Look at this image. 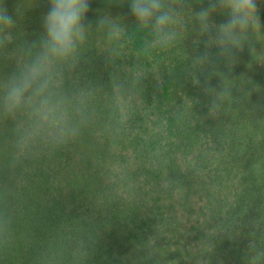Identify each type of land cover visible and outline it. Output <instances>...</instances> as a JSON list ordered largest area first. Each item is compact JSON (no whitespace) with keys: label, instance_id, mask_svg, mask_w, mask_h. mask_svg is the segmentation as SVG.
<instances>
[{"label":"trees","instance_id":"16d2710c","mask_svg":"<svg viewBox=\"0 0 264 264\" xmlns=\"http://www.w3.org/2000/svg\"><path fill=\"white\" fill-rule=\"evenodd\" d=\"M207 4L187 0V27L165 48L149 46L130 0H90L86 23L95 27L107 14L125 25L113 65L105 56L116 42L93 28L79 67L67 75L68 90L98 89L93 122L69 143L15 166L13 122H0V210L12 231L0 264H41L48 252L60 254L61 264H264V0H257L261 26L230 67L215 47L214 63L194 59L206 39L194 12ZM0 5L16 21L9 51L39 41L49 0ZM226 19L212 15L216 24ZM13 68V54L0 51V78ZM117 71L145 74L122 112L107 87ZM206 78L209 95L230 94L211 116Z\"/></svg>","mask_w":264,"mask_h":264},{"label":"clouds","instance_id":"9594fccd","mask_svg":"<svg viewBox=\"0 0 264 264\" xmlns=\"http://www.w3.org/2000/svg\"><path fill=\"white\" fill-rule=\"evenodd\" d=\"M50 8L43 17L44 33L39 41H22L12 50L13 17L0 5V51L13 54L14 68L0 78V122H13L11 138L13 166L15 163L37 154L44 149H55L77 138L84 127L95 119L93 98L98 89L94 86L68 90L65 82L69 72L81 62L80 50L93 28L102 30L116 46L106 52L105 60L114 64L119 55V41L125 25L117 17L102 15L95 27L86 23L90 0H49ZM187 0H130V12L136 26L147 30L149 46L172 47L186 29L183 10ZM223 12L227 19L219 24L212 20L213 13ZM195 13L198 32L206 35L205 52L194 59L202 65L214 63L210 49H217L215 57L230 67L237 54L250 42V33L261 26L257 0H208L207 7ZM143 72L133 71L130 78L112 72L108 89L114 110L122 112L142 91ZM194 85L201 84L195 75ZM103 86H101L102 88ZM203 90L210 97L208 115H215L221 103L230 98L228 90L209 95L214 89L207 85ZM121 115L116 120L119 125ZM12 241L11 218L6 210H0V246ZM73 260L75 256L71 257ZM41 264H61L56 252L42 254Z\"/></svg>","mask_w":264,"mask_h":264}]
</instances>
